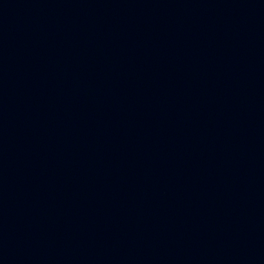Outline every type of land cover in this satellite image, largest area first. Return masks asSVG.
<instances>
[{"label":"water","instance_id":"1","mask_svg":"<svg viewBox=\"0 0 264 264\" xmlns=\"http://www.w3.org/2000/svg\"><path fill=\"white\" fill-rule=\"evenodd\" d=\"M0 264H264V0H0Z\"/></svg>","mask_w":264,"mask_h":264}]
</instances>
